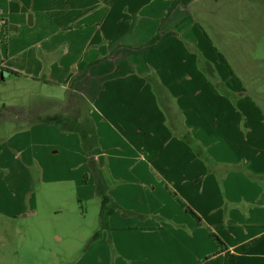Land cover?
Masks as SVG:
<instances>
[{
  "label": "crops",
  "instance_id": "crops-1",
  "mask_svg": "<svg viewBox=\"0 0 264 264\" xmlns=\"http://www.w3.org/2000/svg\"><path fill=\"white\" fill-rule=\"evenodd\" d=\"M90 1L92 13L112 19L105 21L108 31L104 30L102 37L97 31H90L87 43L93 42L98 49L102 42L118 43L113 49L125 51L127 67L124 66V73H98L94 62L100 55L96 59L90 56L81 68H71L69 76L62 80L67 90L77 94L76 102H84L81 112L92 119L98 143L91 154L106 178L111 204L118 206L108 217L110 230L103 229L99 238L89 242L74 264H264V119L256 106L244 98L240 81L223 77L222 72L221 77H214L217 81L226 80L224 86L230 94L239 96L233 106L202 71L208 63L217 71L223 65L218 54V58L212 54L213 59H208L205 52L199 51L205 47L201 42L197 44L194 26L187 25L182 31L185 35L179 29L172 34L170 29L160 31L159 40L153 44L146 45L151 36L142 45L138 42L134 47L123 43L120 46L113 29L117 25L131 28L137 24L132 22L134 14L146 19L142 15L145 5L155 0H127L129 4L123 10L106 9V15L95 9L96 0ZM75 2L78 8L86 5L85 0ZM180 9L176 7L170 18ZM85 13L86 10L81 12ZM36 43L40 50L45 45L46 52L57 46L51 39ZM129 48L139 51L136 58L128 54ZM197 51L204 60L198 62ZM66 54L67 48L62 56ZM61 60L62 57L57 63ZM51 66L54 69L56 63ZM5 69L22 74L15 77H27L10 66L3 67L7 75L10 73ZM150 74L164 90L153 92ZM76 76L82 77L71 85ZM28 77L60 83L54 76L42 79L32 73ZM159 95L162 107L158 106ZM42 97L48 103L47 109L34 111L35 117L69 113L67 108L52 111L53 106H64L66 96ZM169 105L174 107L166 111ZM176 116L181 117L180 123L172 124ZM26 132H20L14 140L48 146L49 152L31 154L37 161L40 158L42 170V160H51L56 153L52 146H57L60 156L68 160L70 140L75 144L73 154L79 159L78 166L88 159L76 133L59 131L44 123L29 125ZM183 132L185 139L197 142L201 154L208 153L212 161L229 164V171L223 173L219 182L213 171L207 172L198 153H193L179 137ZM231 167L235 169L230 170ZM165 184L200 216V223L171 198ZM92 185V194L96 195L94 181ZM212 232L224 242L225 249L212 241Z\"/></svg>",
  "mask_w": 264,
  "mask_h": 264
},
{
  "label": "rangeland",
  "instance_id": "rangeland-1",
  "mask_svg": "<svg viewBox=\"0 0 264 264\" xmlns=\"http://www.w3.org/2000/svg\"><path fill=\"white\" fill-rule=\"evenodd\" d=\"M75 1L0 0V18L6 21L4 23L0 19V264H74L93 233L100 228V197L92 194L94 171L87 161L78 166L79 159L73 154L75 144L71 140L68 143V160L60 156L57 146H52L56 153L51 160H42V170L40 158L37 161L31 154L49 152L48 146L42 147L31 140H14L20 132L21 135L27 133L29 121L36 115L34 111L47 109L48 103L42 96H66L64 101H68L64 106H53L52 111L84 108V102H76L77 94L67 90L62 80L69 76L71 68H81L82 62L90 56L96 59L100 55L95 72L124 73L127 63L123 56L126 53L113 49L118 43L102 42L100 49L95 48L93 42L87 43L89 32L95 30L98 37H102L103 31H108L105 21L112 18L92 13V1L85 0L86 5L80 8ZM166 1L147 3L142 13L146 19H140L141 14H134L132 22L137 21V24L131 28L117 25L113 32L116 39L119 38L120 46L123 43L134 47V43L138 42L142 45L153 36L170 6L171 0ZM96 3L95 9L103 14L106 9L123 10L129 4L127 0H96ZM71 8L78 10H69ZM180 8L182 11L171 18L169 16V22L162 24L160 31L164 33L170 29L172 34L174 29H179L181 33L187 25L194 26L197 44L201 42V46L205 47L199 51L205 52L204 56L208 59L212 58V54H222L230 68L221 63L225 69L220 67L217 71L213 64L208 63L205 69L208 72L213 70L204 72L206 77L219 78L222 72L223 77L228 76L235 82L239 80L244 98L247 97V101L256 106L264 119V0H193L188 7ZM83 10H86L85 14H81ZM75 12L78 14L75 15ZM65 27L69 29L65 30ZM182 33L185 35V32ZM46 39L57 45L48 52L45 45L41 46L42 50L36 46H39L37 41ZM71 43L77 45L71 46ZM66 48L67 54L62 56ZM137 52L135 48L128 49V54L134 58ZM61 57V62L57 63ZM53 62L56 63L54 69L51 66ZM6 66L24 72L27 77L4 74L3 67ZM32 73H38L42 79L54 76L60 79V83L33 81L28 77ZM152 75L148 77L155 82ZM225 81L218 80L223 85ZM157 84L160 86V81ZM220 92L230 99L233 106L239 98L237 94L231 95L226 86ZM156 97L161 102L162 95ZM167 107L166 111H169L174 106ZM161 110L166 113L163 108ZM178 120H181L180 116H176L171 123H180ZM171 133L174 135L173 131ZM179 137L193 153L200 152L197 142L185 139L184 132ZM199 159L207 172L213 171L218 182L223 173L229 171V164L220 161L210 163L205 157ZM233 169L231 167L230 170ZM103 178L107 185L106 178ZM171 198L175 200L173 196ZM210 238L218 246L215 239Z\"/></svg>",
  "mask_w": 264,
  "mask_h": 264
},
{
  "label": "trees",
  "instance_id": "trees-1",
  "mask_svg": "<svg viewBox=\"0 0 264 264\" xmlns=\"http://www.w3.org/2000/svg\"><path fill=\"white\" fill-rule=\"evenodd\" d=\"M192 1L193 0H171L170 6L166 11L165 16L162 18L156 33L146 42V45L153 44L159 40L160 35H161L160 34L161 33L160 32L161 25L169 18V16L171 15V13L173 12V10L176 7L186 8V7H188L189 3ZM188 48L193 50L190 46H188ZM218 56H219L220 60L222 61V63H224V65L226 67H228L227 61L225 60L224 56L220 53H218ZM197 59H198V62L202 59V56L199 52H198ZM98 61L99 60H96L94 62V64L98 63ZM199 65H200V63H199ZM228 69H230V68L228 67ZM5 71H7L8 73H10L12 75H17V76L22 75L20 72L10 70V69L9 70L5 69ZM202 71L206 72L207 70H204L202 68ZM211 71L212 70H210L209 72H211ZM82 76L74 77V80L72 81L71 85H73L75 80H77L78 78H80ZM212 79H213L214 84L216 85L217 89L222 90L223 86H224L223 83L218 82L216 78H212ZM153 80L155 82H152V81L151 82L153 84L155 91L158 92V90H164V87L162 85L159 86L158 85L159 83L157 84L158 81L155 78H153ZM160 103H161V106H163L162 102H160ZM29 122H30L29 125H33L36 123L50 124V125H53L54 127H56L60 131H67V132L76 133L78 135V137L80 138V144H81L82 150L84 151V153L88 157V159H87L88 165H89L90 169H92L94 171V180H95L94 186H95L96 195H98L100 197V208H99L100 228H99V230H97L93 233L89 242L99 238L100 233L103 229L110 230V228L108 226V217L111 215V213H113L118 208V206L115 203L111 204L109 196L106 194L107 185H106L105 180L103 178L104 176H103L101 170L96 166L95 160L91 154L92 150L97 146V143H98L97 135L95 132V128H94L92 119L89 116L85 115V113H82L81 110H79L78 108L77 109L74 108L72 110H69V113H67V114L56 113L53 115L36 116L34 119H31ZM197 153L202 159H203V157H205V159L207 161H209V162L211 161L210 163L213 162L211 160V158L209 156H207L206 153L201 154L198 151H197ZM86 177H87V174L85 175L84 181H86ZM165 187L168 189L170 195L175 198L176 202L180 205V207H182L185 210V212L187 214H189L196 222L200 223L201 222L200 216L190 206H188L182 200V198L179 197V195L176 192L170 190L167 185H165ZM211 237H213L215 239V241L217 242L218 246L221 247V249L226 248V245L224 244V242L219 238V236L216 233L212 232Z\"/></svg>",
  "mask_w": 264,
  "mask_h": 264
},
{
  "label": "water",
  "instance_id": "water-1",
  "mask_svg": "<svg viewBox=\"0 0 264 264\" xmlns=\"http://www.w3.org/2000/svg\"><path fill=\"white\" fill-rule=\"evenodd\" d=\"M5 74V73H4Z\"/></svg>",
  "mask_w": 264,
  "mask_h": 264
}]
</instances>
